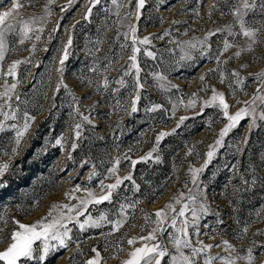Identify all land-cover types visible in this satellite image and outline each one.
Wrapping results in <instances>:
<instances>
[{"label":"rangeland","instance_id":"1","mask_svg":"<svg viewBox=\"0 0 264 264\" xmlns=\"http://www.w3.org/2000/svg\"><path fill=\"white\" fill-rule=\"evenodd\" d=\"M19 2L23 5L19 17L43 19L33 25L35 30L22 44L19 25L7 33L0 60V91L5 84H16L10 94L11 108L3 110L17 114L15 120L0 115L4 121L0 166L8 165L0 176V251L11 243L10 234L16 230L13 219L32 224L46 217L53 205L68 204L84 212L77 218L80 223L102 214L106 219L84 230L76 221L69 222L67 247L51 251L43 262L37 252L36 259L21 264H86L96 256L94 248L100 264H123L135 248L156 242L175 254L168 239L175 232L170 227L174 213L165 205L171 203L178 212L192 189L208 212L200 216L199 235H191V241L197 247V241L214 245L197 258V264L209 255L249 264V250L251 264H264V120L260 119L264 100L244 103L264 97V76L257 79V74L264 73V0H255V7L243 17L245 27L256 30L254 38L243 35L233 14L243 0H145L138 20L135 0H116L115 4L100 0L95 6L91 0ZM11 7L12 0H0V13ZM133 26L137 40H150L147 45L137 43L141 49L137 53L139 88L129 60ZM225 41L231 45L226 51ZM66 45L67 58L61 64ZM14 61L23 62L15 77L6 75ZM125 72L130 74L125 76ZM121 79L123 86L117 83ZM213 89L224 94L230 114L240 108H248L250 114L214 148L205 167L206 154L213 150L209 145H215L228 123L219 108L205 106ZM133 100H137L135 112ZM189 101H195L194 106L189 107ZM25 112L34 119L16 145V129L22 128ZM181 117L187 119L177 127ZM161 132L171 134L157 144ZM13 148L18 150L13 152ZM153 148L152 156L142 159ZM117 160L116 172L110 173ZM200 168L203 171L196 173L194 185L190 169ZM129 175L130 180L113 190L110 201L81 208L79 202L89 199L88 192L96 197L106 193L101 182L112 184L117 177ZM199 203L190 207L198 209ZM160 209L168 217L162 226L166 231L156 232L157 241L137 239L129 245V239L146 237L157 227L154 213ZM187 216L191 221L190 212ZM121 220L122 226L113 230V223ZM196 230L189 229L191 233ZM225 240L234 251L223 245ZM184 252L191 254L189 249ZM170 259L165 257L162 264H169ZM213 264L223 262L218 258Z\"/></svg>","mask_w":264,"mask_h":264},{"label":"snow or ice","instance_id":"2","mask_svg":"<svg viewBox=\"0 0 264 264\" xmlns=\"http://www.w3.org/2000/svg\"><path fill=\"white\" fill-rule=\"evenodd\" d=\"M54 0H48V4H52ZM92 5L95 6L96 4L100 3V0H91ZM112 2L115 4L116 0H112ZM131 3V0H129ZM145 0H135L137 13L136 18L137 20L140 18V9L144 7ZM23 5L19 2V0H12V7L8 11H4L0 13V60L4 59V52L6 50V42L5 37L6 34L9 32H12L15 30L16 25L20 26V43H24L25 39L29 38V33L33 32L35 29L33 27L34 24L38 23L39 20L43 19L32 17L28 20L23 19V17H19V9L22 8ZM255 7V0H253L252 4L248 3V0H243L242 7L238 8L234 15H236L240 21V27L243 32V35L246 37L254 38L255 31L251 30L245 27L243 17L246 14V10L250 8ZM264 7V5H262ZM62 11L64 9H61ZM91 8L88 9V12L91 13ZM47 14L51 15V9H47ZM19 17V18H17ZM6 21H9L6 23ZM11 21H15V23H12ZM39 31H43V28L41 27ZM137 29L135 26L131 28L132 32V55L129 57V60L132 61L131 68H135L136 74H137V87H142L140 85L139 81V73L140 68L137 63V53L141 51L139 47H137V43L140 45H147L150 43V40L148 37H144L141 40H137L135 33ZM167 35V33H165ZM213 35V34H210ZM124 36L127 38L128 33H124ZM36 39L39 40L40 36L37 35ZM255 42V41H254ZM69 44H71V38H69L68 41ZM194 46V45H193ZM122 47H127V45H122ZM229 47H231L230 44L225 41L224 43V50L226 51ZM145 54L149 57H153V53L151 51H146ZM235 55L238 57L240 55V52L235 53ZM67 58V45L65 46V54L60 59V63L63 64L65 59ZM23 61H14L8 69V72L6 75H11L15 77L16 74V68L17 66L22 63ZM130 72H125L124 75H129ZM233 75H238V73H233ZM223 76V74H222ZM260 76H264V73L257 74V79L260 78ZM163 79V77H160ZM201 80H204V77L201 76ZM223 83V79L221 80ZM121 86L124 85V81L121 79L117 81ZM238 84H242V80L237 81ZM105 84H107V81H105ZM59 87V86H58ZM16 88V84L13 83L10 86L5 84L4 90L0 91V100H3V104H0V115L4 117V120H15L17 119L16 111L13 110L11 113L4 111V107L7 106L11 108L10 100L12 99L11 93H14V90ZM259 91V89L257 90ZM213 94L212 97L205 102V106H215L219 108L222 111L223 118H225L228 123L225 125L223 129L219 132V139L215 141V145H209L210 150L207 152L208 160L205 161V167L207 166L208 162L212 159L214 155V148L218 147L222 144L223 138L228 134V132L234 128L238 122L244 117L249 115L248 108H240L235 114L229 113L230 105L225 101V97L223 93L216 92L215 89L212 90ZM195 95V94H194ZM18 99V97H16ZM139 97H137L138 99ZM262 99L264 100V97H254L253 101H245L244 103L246 105H249L251 103L255 102V99ZM137 100L132 101V111H137L136 108ZM195 101H189V107L194 106ZM203 111V109L201 110ZM253 112L255 109L252 110ZM24 123L22 128L16 129V145H19L22 142L23 137L27 133L30 122L34 119V117L30 116L27 112L24 113ZM83 119L87 120L88 117H83ZM184 119H187V117H181L180 121L177 124V127L180 126L181 123H183ZM261 120H264V114L260 116ZM255 125V118L253 119V125ZM12 127L15 129L16 125H12ZM76 128L79 129L80 125L77 124ZM4 129V121H0V131ZM175 131V129H173ZM171 133H165L161 132L156 136V142L159 144V142L162 140L163 137L166 135H170ZM77 136H79V132H77ZM57 144H60L61 141L58 139L56 141ZM77 145L75 143L72 144V148L75 149ZM18 149L13 148V152H16ZM156 151V148H153L152 152L148 153L146 157H143L142 159H148L152 156V153ZM157 159H159L157 157ZM137 161L133 160L132 164L135 165ZM119 165V160L116 161V165H114L112 168H110L108 171L110 173H115L117 170V167ZM8 168L7 164H4L0 166V176H3L5 170ZM190 171L193 173L192 182L195 185L196 184V173L203 171V168L200 169H190ZM131 176H125L123 178L117 177L115 180V183L104 185L103 182H101L100 187L102 190L107 189L106 193L104 195H101L99 197H96L94 193L88 192L87 195L89 199H81L80 205L81 208H86L88 204L95 203L100 204L104 201H110L111 197L113 195V190L117 189L124 180H130ZM79 191V188L76 189ZM198 193H193V190H189V196L187 198L188 202L183 203L180 207L179 211L176 212L175 208L171 203L165 205L166 209L171 210L174 215L171 217L170 227L175 229L174 233H169L168 239L169 242L173 245L175 249V254L169 253L168 249L164 247L160 242L156 243H144L141 247L135 248L133 251L129 253V259L123 262V264H162V260L165 257L171 256V259L169 261V264H197V258L202 254L206 253L208 250H210L214 245L212 244H203L202 241H197V243L200 245L199 247L194 246L191 241V235H199L198 231V221L200 219V216L202 214H207L208 208L204 203H199L197 201ZM181 197H183V194H181ZM177 203H180V200L176 201ZM199 203V208L196 207H190V205H196ZM124 205H120L121 211L124 209ZM57 209H61L62 211H59L56 215H53L54 212H56ZM66 210V211H63ZM75 213L73 216L72 213ZM190 212L191 215V221L188 219L187 214ZM84 215V212L80 209H77L74 205H53L49 212L47 213L46 217H42L41 219L37 220L36 222L32 224H24L19 222L18 220L13 219V224L16 226V230H13L10 234V240L11 243L8 244L7 248L3 251H0V262L2 264H21L24 260H34L36 259L37 252L40 253L39 260L43 262L48 254L51 251H56L59 248L67 247L66 240L70 239L69 233L71 231L70 228H68V223L72 221H76L79 225V228L81 230H84L86 226L88 227H98L100 221H103L106 219V217L102 214L98 219H94L92 217H88L84 220V222L80 223L77 219L78 217ZM154 215L156 216V220L154 223L157 225L156 228H153L152 231L149 233L148 236H140L139 238L133 237L128 240V244L132 245L137 242V239L143 240V241H157L156 232L159 231L161 234H163L166 231L165 227H162L168 217L165 215L164 209L157 210ZM183 218V219H178ZM145 219L147 220L148 217L146 216ZM6 223V221H5ZM123 224V221H116L113 223V230L119 229ZM190 228L197 229L195 233H191L189 231ZM246 231V229H245ZM223 245L228 248L235 250L233 246L228 241H222ZM39 245V247H37ZM216 247H219V245H215ZM184 249L190 250V255H186L184 252ZM93 252L96 253V256L92 259H89L86 264H100V254L97 252V250L94 248L92 249ZM220 259L223 264H235V261L230 258H224V257H217V256H207L206 259H204L203 264H213V261L216 259ZM249 264H251V261L253 259L251 255V250H249V255L247 257Z\"/></svg>","mask_w":264,"mask_h":264}]
</instances>
